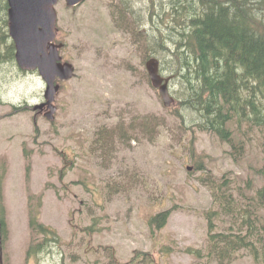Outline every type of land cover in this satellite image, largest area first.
Returning a JSON list of instances; mask_svg holds the SVG:
<instances>
[{"label":"rangeland","instance_id":"1","mask_svg":"<svg viewBox=\"0 0 264 264\" xmlns=\"http://www.w3.org/2000/svg\"><path fill=\"white\" fill-rule=\"evenodd\" d=\"M107 1L86 0L74 12L63 2L56 8L58 38L67 42L62 56L76 75L56 95L53 121L38 114L34 122L30 110L13 112V105L38 103L44 84L36 73L23 75L13 65H0V181L6 225L1 264H218L207 255L208 244L217 245L211 241L209 219L211 232L226 236L229 219L217 212L214 186L222 177L229 179L247 210L243 193L256 199L264 185V175L258 173L264 167V134L256 127L248 130L245 123H230L236 141L244 144L243 153L233 155L232 145L214 134L196 127L185 131L197 117L194 113L183 109L190 116L179 126L149 83L139 78L145 52L141 29L126 21L128 33L109 31ZM178 1L134 3L146 19L143 7L154 10L159 21L156 16L163 20L166 10L179 7ZM150 25L143 26L147 33L156 27ZM160 29L168 32L166 26ZM99 48L114 60L107 61ZM161 67L167 69L166 64ZM132 68L138 73L132 75ZM172 84L176 107L179 85ZM147 116L157 120L143 130L139 123L148 122ZM105 132H113L107 155L98 142ZM60 151L72 156L73 166H64ZM199 162L205 168L187 171ZM167 209L166 225L151 230L149 216ZM34 212L58 237L50 251L26 258ZM258 213L264 214V207ZM186 248L199 255L186 253ZM232 252L222 256L221 264H263L248 251L234 247Z\"/></svg>","mask_w":264,"mask_h":264},{"label":"trees","instance_id":"2","mask_svg":"<svg viewBox=\"0 0 264 264\" xmlns=\"http://www.w3.org/2000/svg\"><path fill=\"white\" fill-rule=\"evenodd\" d=\"M131 2H118L121 18L137 24L146 44V54H157L179 85V105L171 109V114L183 125L190 116L183 109L194 113L197 117L185 131L196 127L210 132L232 145L233 155L242 154L244 144L236 141L230 123L236 121L238 126L245 123L248 130L256 127L264 134V0H179V7L171 8L173 18L167 25L162 16H156L159 21H155L156 12L149 7H143L146 19L144 11ZM4 5L0 0V65L7 66L13 63L14 56L13 47L3 39ZM146 21L156 26L149 29V33L143 27ZM160 26H166L168 32ZM147 121L149 123H139V127L143 130L150 127L153 121L151 118ZM112 136L113 132H105L98 140L105 155L111 151ZM190 151L193 156V143ZM202 168H205L202 162L194 167ZM258 173L264 175V167ZM233 189L230 180L224 177L214 186L217 212L223 219H229V226L227 236L210 232L211 241L217 245L209 244L207 255L210 260L222 261V256L235 247L248 251L264 264V222L256 224L264 217L263 213H258V209L264 207V185L257 190L256 199L243 193L247 210L242 208ZM237 191L241 195V190ZM169 213L170 210H164L151 216L149 225L163 227ZM29 224L36 235L43 237L29 248L28 254L42 251L45 242L57 236L55 230L39 222L36 215L30 216ZM4 232L5 220L1 213L0 234Z\"/></svg>","mask_w":264,"mask_h":264},{"label":"water","instance_id":"3","mask_svg":"<svg viewBox=\"0 0 264 264\" xmlns=\"http://www.w3.org/2000/svg\"><path fill=\"white\" fill-rule=\"evenodd\" d=\"M10 16V33L16 43V59L21 67H38L40 72L48 83L45 96L48 102L52 99L54 89L50 87L51 81L55 74L60 77H67L71 74V68L68 65L63 71L51 70V63L55 64L58 56L50 53L45 56V45L50 40L48 32L52 30L55 19V13L52 4L56 0H8ZM71 5L76 0H66ZM40 26V28H37ZM41 52V54H39ZM44 56V57H43ZM60 66V65H59ZM149 76L154 85H159L160 78L157 75V61L150 59L146 63ZM48 70V71H47ZM160 92L164 102L167 104L168 97L164 86H160ZM54 108H52L53 110Z\"/></svg>","mask_w":264,"mask_h":264},{"label":"flooded vegetation","instance_id":"4","mask_svg":"<svg viewBox=\"0 0 264 264\" xmlns=\"http://www.w3.org/2000/svg\"><path fill=\"white\" fill-rule=\"evenodd\" d=\"M122 1H124V0H122ZM129 1H132L131 3H134V0H129ZM135 1H142V0H135Z\"/></svg>","mask_w":264,"mask_h":264}]
</instances>
